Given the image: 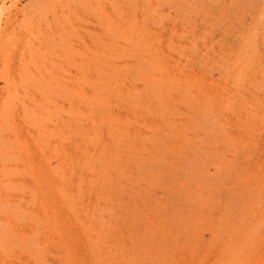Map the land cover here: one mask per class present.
<instances>
[{"label":"rangeland","instance_id":"rangeland-1","mask_svg":"<svg viewBox=\"0 0 264 264\" xmlns=\"http://www.w3.org/2000/svg\"><path fill=\"white\" fill-rule=\"evenodd\" d=\"M0 264H264V0H0Z\"/></svg>","mask_w":264,"mask_h":264}]
</instances>
